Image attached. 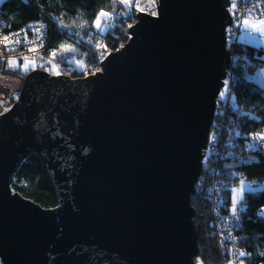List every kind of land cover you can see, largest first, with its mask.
<instances>
[{
	"label": "water",
	"instance_id": "1",
	"mask_svg": "<svg viewBox=\"0 0 264 264\" xmlns=\"http://www.w3.org/2000/svg\"><path fill=\"white\" fill-rule=\"evenodd\" d=\"M155 1L95 73L31 70L0 114L1 264H197L190 200L231 67V1ZM34 154L53 208L11 188Z\"/></svg>",
	"mask_w": 264,
	"mask_h": 264
},
{
	"label": "trees",
	"instance_id": "2",
	"mask_svg": "<svg viewBox=\"0 0 264 264\" xmlns=\"http://www.w3.org/2000/svg\"><path fill=\"white\" fill-rule=\"evenodd\" d=\"M100 9L111 13L115 23L111 29L99 32L93 21ZM3 20L8 27L5 31L17 30L29 22H35L40 15L47 21V35L44 46L35 61L36 68L46 70L50 64L43 56L57 51L61 44H71L76 51V58L85 63L84 69L73 68L70 60L71 51L57 54L56 62L61 65V75L66 74L71 78L85 77L95 73L100 60L106 54L116 51L128 40L129 26L135 22L136 11L122 4L120 0H4L0 4ZM81 24L84 27H81ZM103 26V25H102ZM101 47H97V45ZM233 54V73L236 76L234 86V111L237 119V129L244 135L249 133L264 132V88L251 81L246 72L264 65V50L243 43L241 37L237 42ZM40 57L43 61L40 62ZM39 58V59H38ZM38 65H41L38 67ZM47 71V70H46ZM26 72L15 70L14 75L21 78ZM19 83V81H17ZM213 118L215 128V118ZM237 159L231 160L233 168L232 178L225 174V180L240 179L246 182L254 180L264 183V150L261 152L250 150L249 153L239 154ZM224 168V167H223ZM11 188L44 208L57 206L55 193L52 191L47 176L41 167V160L34 154L27 157L16 171L11 181ZM228 188V183L223 184ZM264 185V184H263ZM230 190V189H229ZM193 219L197 229V255L194 261L200 264H219L220 255L217 250V240L213 234L211 222V207H209L208 189L202 194L191 196ZM243 210L240 230L237 233L239 248L244 249L248 256L246 264H264V214L256 213L264 208V186L257 191H244L242 199Z\"/></svg>",
	"mask_w": 264,
	"mask_h": 264
},
{
	"label": "built area",
	"instance_id": "3",
	"mask_svg": "<svg viewBox=\"0 0 264 264\" xmlns=\"http://www.w3.org/2000/svg\"><path fill=\"white\" fill-rule=\"evenodd\" d=\"M231 1V0H230ZM137 0H135L134 5H136ZM140 8L142 11L149 15H155L157 4L155 0H139ZM259 5V6H257ZM231 6V3H230ZM229 6V8H230ZM136 8V6H135ZM228 8V12H229ZM248 9H252V14L255 16H259L261 11H264V0H237V11L238 15L240 17H243L247 14ZM136 10H138L136 8ZM44 15H40L37 21L35 22H29L23 27L18 28L17 30H10L5 31V29L8 27L7 22L3 20L2 13L0 11V41H2L4 36H12L14 33H19V41L20 43H15L14 41L10 43L7 48L5 47L3 42H0V113H5L11 109V106L16 103L19 99V91L20 86L18 87L16 84L17 81H22L21 77L20 79L17 78V76L14 75L15 70H19V67L16 68H9L7 65V61L9 59H17L20 64H23L22 57L28 56L31 59H37V54L33 55L35 51H32L30 53H25L24 51L30 50V48H35V50L38 51V53L41 51V49L45 48V38L47 35V21L43 18ZM230 26H227L225 29L226 34V44L229 48L231 57V67L226 73V79L224 81V84L222 86V89L220 91L224 92L225 95L228 94V98H230V94L232 91V87L228 86V83L232 81L234 84V73H233V62L235 55L233 54L235 47L237 46V42L240 38V30L242 29L237 25L235 22L234 17L230 14ZM33 25L34 27L29 28L27 26ZM43 27H40V26ZM40 27V31L36 32L35 28ZM27 41V42H26ZM43 45V47H40V45ZM40 61H43V57H40ZM38 58V59H39ZM41 61V62H42ZM227 82V83H226ZM21 84V83H20ZM218 95L217 102H222L221 95ZM231 103H229V108ZM5 109H8L5 111ZM229 125L223 126L222 131L223 135H226L229 130L227 128ZM238 130V129H237ZM236 130V131H237ZM210 131V130H209ZM211 131L208 134L207 137V145L206 149L204 150V158L202 161L203 169L201 172V176L197 179L196 184L194 185V194H198L201 192V184L203 182V173H208L210 171L211 164L209 161H214L215 159L212 157H217L216 153V143L212 142V136ZM234 137L237 135L238 137H250L252 150L261 152V150H264V143L257 142L253 139L254 132L249 133V135H244L239 130L237 132H233ZM223 153L218 154L217 159H220L223 157ZM239 156V155H238ZM207 158L209 160H207ZM212 174L216 175V170H211ZM240 177L237 176L234 181V188H239L240 186ZM263 181L254 180L249 182L251 184V189H246L245 191H257L262 189L264 186L262 183ZM211 188H208V196H209V207H211V218H212V228H214L213 234L215 236V239L217 240V250H219L220 255V263L219 264H228L229 260L234 261V264H239L240 260L245 262V258L248 256V254L244 257L239 256L240 251H244L247 253L244 249L239 248L238 245V237L237 233L240 230V224L242 221L241 212L243 210L242 200L238 202L237 204V214L236 216L232 215L231 208H232V188L233 185H230V193L228 194H218L219 189L222 188V186L219 184L217 185L216 182H213L211 184ZM264 214V208L261 211H258L256 213L257 216H263ZM231 250V251H230ZM1 264V263H0Z\"/></svg>",
	"mask_w": 264,
	"mask_h": 264
},
{
	"label": "rangeland",
	"instance_id": "4",
	"mask_svg": "<svg viewBox=\"0 0 264 264\" xmlns=\"http://www.w3.org/2000/svg\"><path fill=\"white\" fill-rule=\"evenodd\" d=\"M134 2H135V0H132L133 8L136 11ZM114 23H115V20L112 17H111V19L107 20V25H108L107 29L108 30L111 29L114 26ZM242 31L243 30L241 29L240 30V37H241V41L243 43H248V44H251V45H253L255 47L256 46L257 47H262L263 50H264V40L249 38L247 33H244V35L241 36ZM30 49H33V48H30ZM24 52L25 53H30L32 51L26 49ZM36 54L39 55L40 52L38 53V51L35 50L33 55H36ZM47 56L48 55L43 56V57L49 61V58ZM70 56H71L70 62L72 64L73 68L75 67V68H77L79 70L80 69L83 70L84 67L83 68H78V67L75 66V62L76 61L82 62L83 65L85 66V63L82 60L77 59L75 57L76 56V51H71ZM28 58L31 60L30 57H28ZM36 64H38L37 61H36ZM40 66L41 65H38V67H40ZM61 68H62V66L59 65V70L60 71H61ZM34 69H38V68L29 67L28 71H26V73L22 77L24 78L27 73L31 72V70H34ZM50 69H51V64H50L49 67H46L47 71L46 70L45 71L48 72L51 75L54 74L53 72L50 71ZM98 69H99V67H98ZM98 69H95V71L98 70ZM19 70L23 71L21 68ZM233 76H234V84L232 83V81L228 83V86L232 87V91H231V94H230V98L231 99H229L227 97L228 94H226L224 97H221L222 98V102H219V103L217 102L216 103L217 115H216V118H215V120H216L215 121V128L210 130L211 131L210 134L212 136V142L216 143L215 149H216L217 157H218V154H220V153H223L224 155L220 159H217V157H212L215 160L214 161H211V160L209 161V163L211 164L210 169L211 170H216V175L212 174L211 170L208 171V173H203L202 174L203 175V182L201 184V190L202 191L199 192L198 194H202V192H204V191L206 192V190L208 188H211V186H212L211 184L213 182H216L217 185L220 184L222 186V188L219 189L218 194L219 193L220 194H228V193H230L229 188L227 186L223 185V184H226V183H228L229 185L231 184V185H233V188H234V184H233L234 181L225 180V174L224 173L227 172V174H230L229 176H226L228 179L232 178L233 168L230 167L231 160H233L234 158L238 160L239 159L238 158L239 154L249 153L250 150H252L250 137L249 138L248 137H241L240 138L237 135L234 137V133L233 132H237L238 130H237V119L235 118V116L233 114V111L235 110L234 109V105H235L234 104L235 103V100H234L235 99L234 98V89H235V87L234 86L236 85L237 81H236L235 74ZM246 76L251 81H253L257 85L262 86L264 88V65H259V66H257V68H254V69H251L250 71H247L246 72ZM20 83H21V80L16 85L19 87ZM229 103H231V105H230L229 108H227ZM227 125H229V127L227 128V130H229V131H228V133L226 135H223L222 127L223 126L227 127ZM229 159H231L230 162H229ZM207 160H209V159L207 158ZM198 194H196V195L198 196Z\"/></svg>",
	"mask_w": 264,
	"mask_h": 264
},
{
	"label": "snow or ice",
	"instance_id": "5",
	"mask_svg": "<svg viewBox=\"0 0 264 264\" xmlns=\"http://www.w3.org/2000/svg\"><path fill=\"white\" fill-rule=\"evenodd\" d=\"M3 2H4V0H0V3H3ZM120 2L122 4H125L128 7L132 6V0H120ZM135 6L138 10H143L140 8L139 0H137V3ZM257 6H259V5H257ZM229 12L234 17L237 25L242 28L243 31L241 33V36H243L244 33H247L249 38L264 40V11H261L259 16H255L252 14V9H248L247 14L244 15L243 17H240L238 15V11H237V0H231V6L229 8ZM153 14H155V13L153 12ZM109 19H111V13L104 10V9H100V11L96 15L95 20L93 21V26L99 32H103L108 27L107 20H109ZM27 27L32 28L34 26L29 25ZM40 27H43V26L41 25ZM40 27H36L35 31L39 32ZM81 27H84V25L81 24ZM18 37H19V33H14V34H12L11 37L10 36H4L2 41H0V42H3L5 47L7 48V46L10 43H12L13 41L15 43H20ZM40 47H43V45L41 44ZM97 47H101V45L98 44ZM30 51H35V48L30 49ZM68 51H75V49L73 48V45L61 44L57 51H53L50 53V59H49L48 63L51 64L50 71L53 72L55 75L61 74L60 70H59V65L54 62L57 54L58 53L62 54L63 52H68ZM22 59L24 61L23 64H20L17 59H9L7 61V65L9 68H13V69L16 67H20L25 72L28 71L29 67H36L35 59L30 60L27 56L22 57ZM75 66L78 68L84 67L83 63L80 61H76ZM220 95H221V97H224L225 93L221 92ZM7 110L8 109H5V111H7ZM0 114H2V113H0ZM253 139L256 140L257 142L264 143V132L253 134ZM246 189H251V184L246 182L244 179L240 180L239 188H233L232 189L233 195H232L231 212H232L233 216H236V214H237V204L239 201H241L243 199V193ZM246 255H247V253H245L244 251L239 252L240 257H244ZM261 255H264V253H261ZM198 264H200V262H198ZM228 264H234V261L229 260ZM239 264H244V261L240 260Z\"/></svg>",
	"mask_w": 264,
	"mask_h": 264
}]
</instances>
